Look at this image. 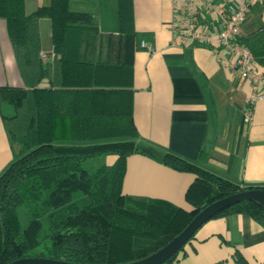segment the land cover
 Instances as JSON below:
<instances>
[{
  "label": "trees",
  "instance_id": "obj_1",
  "mask_svg": "<svg viewBox=\"0 0 264 264\" xmlns=\"http://www.w3.org/2000/svg\"><path fill=\"white\" fill-rule=\"evenodd\" d=\"M25 3L0 0V18L7 23L26 81L22 87L0 86V104L14 109L3 124L21 150L0 175V264L29 256L80 264L138 260L165 246L210 203L247 189L140 139L134 120L133 54L120 65L110 50L113 33L101 31L90 12L72 11L69 0H50L27 13ZM117 3L120 32L139 40L134 0ZM45 17L52 21L49 60L41 57L40 21ZM245 42L257 71L264 74V29ZM44 79L47 86H41ZM132 154L193 173L185 194L192 209L125 194ZM111 155L116 159L108 163ZM90 160L98 161L94 170L86 167ZM20 207L30 216L25 228ZM229 214H246L264 227V206L255 200L231 205L213 218Z\"/></svg>",
  "mask_w": 264,
  "mask_h": 264
},
{
  "label": "crops",
  "instance_id": "obj_2",
  "mask_svg": "<svg viewBox=\"0 0 264 264\" xmlns=\"http://www.w3.org/2000/svg\"><path fill=\"white\" fill-rule=\"evenodd\" d=\"M49 3L26 0L25 10L31 13ZM178 3L175 11L174 0H134L135 30L142 34L139 40L120 32L117 0H69V7L90 12L101 31L113 33L110 50L120 65H125L133 54L134 120L142 141L193 161L243 188L263 187L264 100L256 104L252 120L246 123L251 83L235 73L231 66L233 54L218 41L185 46L180 37L174 36L173 19L186 13L182 0ZM252 10L238 36L244 44L246 38L264 29V5ZM40 34L42 52L52 59L50 18L41 19ZM142 41L149 43L152 51L142 48ZM104 52L106 55L110 51L104 48ZM8 85L22 87L26 81L7 23L0 18V86ZM47 85L44 79L41 86ZM13 114L11 105L0 104V175L21 152L3 124L4 116ZM115 159V155L107 157L108 163ZM194 179L191 172L132 154L123 191L137 197L165 199L191 210L185 194ZM220 262L263 263L264 227L246 214L212 218L198 229L175 260L165 264Z\"/></svg>",
  "mask_w": 264,
  "mask_h": 264
},
{
  "label": "built area",
  "instance_id": "obj_3",
  "mask_svg": "<svg viewBox=\"0 0 264 264\" xmlns=\"http://www.w3.org/2000/svg\"><path fill=\"white\" fill-rule=\"evenodd\" d=\"M180 0H174L178 11ZM185 12L173 19L171 30L175 37H180L183 45L195 43L212 44L218 41L233 54L231 66L235 73L251 83L248 96V108L244 121L249 123L254 115L256 104L264 100V74L257 71L252 50L242 43L238 36L251 9L264 0H182ZM208 15L210 18H208ZM200 17V18H199ZM141 47L152 51V46L142 41ZM44 60L49 59L46 52H41Z\"/></svg>",
  "mask_w": 264,
  "mask_h": 264
},
{
  "label": "water",
  "instance_id": "obj_4",
  "mask_svg": "<svg viewBox=\"0 0 264 264\" xmlns=\"http://www.w3.org/2000/svg\"><path fill=\"white\" fill-rule=\"evenodd\" d=\"M255 200L264 206V188L253 187L241 190L237 193L218 199L203 208L191 222L165 246L154 253L138 260L121 264H165L176 255L195 235L198 229L218 213L231 205L243 201ZM8 264H80L63 259L49 257H22Z\"/></svg>",
  "mask_w": 264,
  "mask_h": 264
},
{
  "label": "rangeland",
  "instance_id": "obj_5",
  "mask_svg": "<svg viewBox=\"0 0 264 264\" xmlns=\"http://www.w3.org/2000/svg\"><path fill=\"white\" fill-rule=\"evenodd\" d=\"M97 166H98V161L97 160H90L86 164V167L88 169H90V170H94ZM18 212H19L21 225H22L23 228H25L28 225L29 219H30L28 211H27V209L25 207H20Z\"/></svg>",
  "mask_w": 264,
  "mask_h": 264
}]
</instances>
